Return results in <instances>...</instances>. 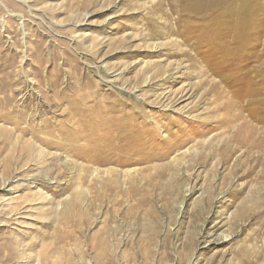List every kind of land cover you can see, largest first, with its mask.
<instances>
[{
    "label": "rangeland",
    "instance_id": "374dc122",
    "mask_svg": "<svg viewBox=\"0 0 264 264\" xmlns=\"http://www.w3.org/2000/svg\"><path fill=\"white\" fill-rule=\"evenodd\" d=\"M0 264H264V0H0Z\"/></svg>",
    "mask_w": 264,
    "mask_h": 264
}]
</instances>
